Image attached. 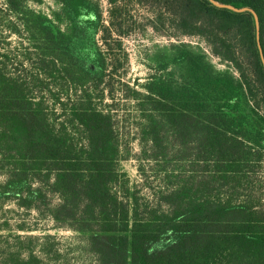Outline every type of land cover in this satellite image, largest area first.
<instances>
[{"label": "trees", "instance_id": "trees-1", "mask_svg": "<svg viewBox=\"0 0 264 264\" xmlns=\"http://www.w3.org/2000/svg\"><path fill=\"white\" fill-rule=\"evenodd\" d=\"M31 1L3 0L0 7L9 33L23 36L20 26L32 41L36 69L27 78L9 76V54L0 49V205L11 201L82 235L94 264H264L263 208L221 198L240 193L264 156V0H107L110 26L103 25L97 0H54L60 9L50 17L30 9ZM132 1L150 11L156 31L166 28L160 34L202 38L238 74L215 70L205 55L179 43L169 62L180 65L183 81L172 86L152 77L146 95L133 93L155 116L147 117L142 157L187 168L170 174L172 186L152 207L116 173L110 115L88 92L69 105L60 99L61 84L52 90L56 74L77 86L104 82L111 72L95 36L101 33L108 46L118 31L114 20ZM108 60L116 71L115 58ZM45 96L60 106L58 115ZM57 116L64 119L58 128ZM0 257V264H45L31 247L3 250Z\"/></svg>", "mask_w": 264, "mask_h": 264}, {"label": "rangeland", "instance_id": "rangeland-1", "mask_svg": "<svg viewBox=\"0 0 264 264\" xmlns=\"http://www.w3.org/2000/svg\"><path fill=\"white\" fill-rule=\"evenodd\" d=\"M102 11V23L110 26L109 5L107 0H97ZM3 8V0H0ZM28 7L36 13L51 16L52 12L59 11L60 7L54 0H33ZM4 14H0L2 16ZM15 22V21H14ZM117 27L108 39V46L101 42V33L95 36L97 47L107 58L109 75L99 87H93L91 81L83 86L74 85L71 81L64 82L57 75L56 90L62 85L63 94L60 99L71 104L77 102L84 92H88L95 107L110 115L113 123L114 138L117 141L113 152L115 159L113 166L121 180H125L129 191L135 193L140 201L155 206L159 201L161 192L172 186L171 173L184 174L187 168L181 164H168L162 160H150L142 157L141 137L144 136L148 116L155 117L150 108H141L140 100L133 93L146 95L145 85L152 77L167 80L172 86L183 81V72L180 65L169 62L172 47L179 43H185L196 52L206 56V59L215 70L228 71L235 77L238 76L235 69L227 62L215 57L210 47L200 37L169 38L163 36L166 28L160 25L154 29V23L150 11L132 2H126L121 16L114 20ZM118 24L121 28L118 27ZM59 29L65 32L68 28L65 22L58 24ZM18 30L23 36L9 33L0 17V36L4 37L0 43L1 52L9 54L4 72L9 76L27 78L36 72L32 66L35 61L33 55L34 45L26 38V33L19 26ZM118 41V42H117ZM31 55H28V54ZM109 54V55H107ZM115 58L116 71H111L109 57ZM31 59H28V58ZM4 67V66H3ZM113 68V67H112ZM107 71V72H108ZM67 92V95L66 93ZM49 110L54 114L60 113V106L53 103L49 96L44 98ZM147 103H142L146 106ZM149 116V117H150ZM54 120V119H53ZM63 117L54 122L56 128L63 121ZM68 133L74 139H79V134L73 127L68 125ZM84 145L85 140H79ZM260 168L249 178L242 181L239 188L240 193L230 196L223 192L222 199L231 197L233 200H251L260 205L264 210V156ZM3 176L0 174V180ZM39 185L38 182H34ZM40 186V185H39ZM47 197L52 204L57 203L58 196L45 188ZM20 237V242L17 241ZM44 236H49L44 239ZM44 245V251H40V245ZM31 247L36 256L40 257L45 264H94V260L84 251V237L64 227H57L56 223L47 216L38 214L36 211H24L19 209L15 203L9 201L0 205V253L5 250H22ZM1 263V257H0Z\"/></svg>", "mask_w": 264, "mask_h": 264}, {"label": "water", "instance_id": "water-1", "mask_svg": "<svg viewBox=\"0 0 264 264\" xmlns=\"http://www.w3.org/2000/svg\"><path fill=\"white\" fill-rule=\"evenodd\" d=\"M213 3H214L216 6H219V7H226V8L232 9V10H234V11H244V10H246V9L236 10V9L230 7V6H222V5L217 4L216 2H213ZM254 17H255V22H256V29L258 30L257 19H256V16H255V15H254ZM256 35H257V41H258V40H259V33H258V31H257ZM259 52H260V57H261V60H262L263 66H264V60H263V56H262V52H261L260 47H259Z\"/></svg>", "mask_w": 264, "mask_h": 264}]
</instances>
